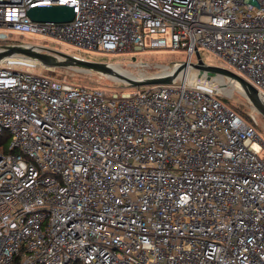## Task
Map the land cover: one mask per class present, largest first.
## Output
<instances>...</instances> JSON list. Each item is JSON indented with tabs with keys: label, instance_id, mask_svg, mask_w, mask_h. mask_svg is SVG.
I'll use <instances>...</instances> for the list:
<instances>
[{
	"label": "built area",
	"instance_id": "built-area-1",
	"mask_svg": "<svg viewBox=\"0 0 264 264\" xmlns=\"http://www.w3.org/2000/svg\"><path fill=\"white\" fill-rule=\"evenodd\" d=\"M52 5L73 21L28 16ZM13 32L79 52L183 51L188 64L206 50L264 100V0H0V52ZM11 57L0 62V264H264V139L250 102L251 121L187 78L89 89Z\"/></svg>",
	"mask_w": 264,
	"mask_h": 264
},
{
	"label": "rangeland",
	"instance_id": "rangeland-1",
	"mask_svg": "<svg viewBox=\"0 0 264 264\" xmlns=\"http://www.w3.org/2000/svg\"><path fill=\"white\" fill-rule=\"evenodd\" d=\"M2 45L32 48V50L37 53L46 55L45 59L33 58L38 62L36 65L22 63L27 65L23 66L24 69H31L39 74L63 78L66 79L68 83L78 87L89 89L102 88L108 91H123L136 88H130L126 83L119 80V78L117 79L112 74L104 75L76 66L57 67L50 64L67 61V59L63 57V54H65L77 56L91 62L105 63L121 75L141 79L163 76L166 72L172 73L175 68L186 62V56L183 51L172 52L168 50H159L143 53L123 52L118 54L91 51L79 52L68 43L41 34L21 35L13 32L10 40L2 43ZM12 56H17L18 58H32L22 53H15ZM201 57L208 66L229 68L223 61L206 50L201 51ZM9 60L15 59L9 58ZM196 61L197 57L195 56L193 62L195 63ZM190 69L191 77L187 78V82L190 85L204 88L223 100L226 105L231 107L238 114L250 121L252 120L251 104L243 95V91L236 81L220 75L207 74L192 67ZM183 79H185V77H183ZM258 115V124L256 127L260 136L264 139V118L260 114Z\"/></svg>",
	"mask_w": 264,
	"mask_h": 264
},
{
	"label": "water",
	"instance_id": "water-1",
	"mask_svg": "<svg viewBox=\"0 0 264 264\" xmlns=\"http://www.w3.org/2000/svg\"><path fill=\"white\" fill-rule=\"evenodd\" d=\"M28 16L34 22L40 23H68L73 21L75 17L74 9L72 7L66 5H52V6H37L29 9ZM3 51L0 52V62L6 57H10L15 53H22L29 57L45 59L46 55H42L32 50V48H26L15 45H3ZM63 57L67 59L65 62H54L50 65L57 67H69L76 66L82 69H86L89 71H94L97 73H101L104 75L115 73L113 68L105 63L91 62L84 59L77 58L75 56L65 55ZM197 63L187 62L182 63L177 68L173 70L170 75H163L151 78H131L127 76L120 75L115 73L116 76L126 83L130 88H140L145 86H154V85H168L172 84L184 70L191 66L194 69L203 71L209 74L220 75L223 77H228L236 81L241 90L243 91V95L248 99V101L252 104L254 109L264 118V100L262 99L260 93L254 88L250 83L244 80L242 77L237 75L236 73L227 70L222 67L216 66H208L205 65L201 59V55L199 53L196 54Z\"/></svg>",
	"mask_w": 264,
	"mask_h": 264
},
{
	"label": "bare ground",
	"instance_id": "bare-ground-1",
	"mask_svg": "<svg viewBox=\"0 0 264 264\" xmlns=\"http://www.w3.org/2000/svg\"><path fill=\"white\" fill-rule=\"evenodd\" d=\"M11 58L15 59L18 62L25 63V64H29V65H36V64H38L37 60L36 59H33V57L32 58H27V57L26 58H18L17 56H12ZM190 68H191V66H188V68L184 72H182L179 77H181V78H183V77H185V78L191 77V75H190L191 69ZM114 72L115 73H118L115 70H114ZM115 73H113L112 75H114V77H116L118 79V77L116 76ZM118 74H120V73H118ZM170 74H171V72H166L164 75H170Z\"/></svg>",
	"mask_w": 264,
	"mask_h": 264
}]
</instances>
